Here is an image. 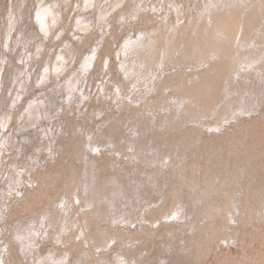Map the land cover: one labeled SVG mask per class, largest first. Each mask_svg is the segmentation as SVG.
<instances>
[{
    "label": "bare ground",
    "instance_id": "bare-ground-1",
    "mask_svg": "<svg viewBox=\"0 0 264 264\" xmlns=\"http://www.w3.org/2000/svg\"><path fill=\"white\" fill-rule=\"evenodd\" d=\"M82 1L78 4L72 21L74 30H76V33L73 35L79 43L83 42L85 38L95 37V35L98 38L97 40L100 38L103 40L111 28L112 13H115L117 17L119 16L118 30L120 31L123 27H133V20H130L135 19L136 21L139 17L138 14L149 17L152 10L150 5L151 0ZM70 2L71 0H37L36 10L31 21L34 20L38 27H36L37 25H33L34 21L28 27L25 23H21L23 12L22 6L19 5L16 12L13 11L9 16L8 23L5 26V35L3 33L1 37L0 47L11 54L16 53L17 61L20 64L13 63L11 85L6 87L3 78L0 81V102L3 99L6 100L4 106L2 104L3 111L0 114V137L3 138L0 142L2 145V150L0 149V166L6 167L4 173L0 172L2 174L0 178V241L6 238L7 232L10 230L7 225L9 221L7 224L5 222L7 217H9L6 214V210H10V203L8 202H11L12 197H15V195L21 197L23 194L21 189L27 183L33 184L37 182L36 178L25 179V173L28 177L37 167L40 169L44 168L41 161L35 162L40 157L38 153L43 155V152H47L51 156L50 160H52L56 153L58 155L65 152V150L62 151L60 149L58 151L57 146H54L58 139L57 132L60 130L61 124L63 125V121L62 123H59V120L55 122L54 118L57 115L53 116V113L56 110H60L62 106H67L72 110H79L77 116L75 115V119L77 118L79 123H77L76 128L71 130L76 136L83 137L84 148L101 156L102 154L106 156L110 155V158L104 165L102 164L98 168L95 164H92L88 168L76 172L78 180L71 181L73 195L68 191H64L63 201L56 200V210L50 208V211L46 212L40 219L36 218L34 220L40 221L42 218L51 219L56 225L61 220L62 231L65 232L67 229L69 230V223L77 228V238L84 236L78 246L80 253H83L81 264H86V262L93 260L97 255V264H131L130 262L138 264V256L140 255L142 260L145 259V254H147L145 262L154 260L156 264H167L170 261V264H172L174 262V260H171L173 256L170 254L172 242H169L167 237H163V244L166 248L163 251V256L157 259H153L151 251L145 248L143 252L140 250V253L137 255L134 252L139 247H146L147 243L144 242V238L146 236L150 237L154 232L147 226L148 223L152 227L158 224L161 227V225L165 224L170 228L171 222L181 218L184 220L189 218L191 215L189 212V215L186 214L187 216L182 213L183 209L186 212L189 206L187 202L190 195L188 191L184 190L186 186H190L193 192H198L197 196L193 197L195 201L199 199L198 195L207 188L201 189L196 183L200 179L194 175L186 174V170L190 169L187 162L183 159L180 162L170 159L177 152L176 148H179L182 144L180 138L175 137L172 141L167 142V140L160 136V133L155 134V131H166L167 129L176 131L179 127H184V124L180 122V113L188 114L190 121H187V123H195L196 126L201 128L207 126L209 130H219L224 121L228 120V117H234V113L237 112H234L235 108L230 100H225L224 106L219 105L215 99H226L224 95L220 94V89L222 88L220 87L222 85L221 81L223 82L222 79L230 74L231 70L227 73L228 68L231 66L230 64L236 62L235 59L238 56L237 62L246 65L244 70L250 69L251 66H255L257 63L254 50L264 47V0H208L205 1L203 10L200 12L196 11L197 13L188 8L187 2L168 0L167 3L165 2V5H170V8L168 7L167 10L169 13L161 16L162 20H159L161 21L159 28L154 32H149V30V33H141L138 38H132V35L127 38L117 55L121 78L108 79L109 72L103 73V80L107 81V84L102 83L98 87V95H101L100 97L103 100L110 98L108 94L109 92H113L111 97L117 101L115 104L121 103L116 106L119 113L128 111V107H136L139 109L138 111H143L139 112L138 116L141 118L142 121L140 122H142L144 128H139L140 123H137V125H134L133 132L131 130V134H127V130L129 129L127 126L129 127V121L132 119L131 113L125 117H123L125 114L119 116L113 113L114 115L112 116L108 114V116L106 115L102 118L104 115L103 110L97 109L93 114L87 111L86 114L83 109L84 105L87 106L86 104L92 97L88 92L89 87H86L87 77L90 75L91 70L94 69L93 67L101 44L95 45V49L93 46L94 50L88 55V58L79 62V64L81 63L79 70L77 66L74 68L71 66L74 63L73 44L71 40L63 37L66 31L63 15L64 10L68 9ZM163 6L161 8H165ZM91 9H94L97 16L93 11L90 12ZM127 13L131 14L130 20H128ZM159 13L158 15H161L162 12ZM169 15H175L176 19L172 20ZM48 37L50 38V42L54 43L51 49L45 45V39ZM224 59H228V63H224ZM208 60H211V62L213 60L215 63L208 66L207 72L198 70L200 66L206 65ZM1 62L0 76L4 67L12 64L7 55H4L3 60L1 58ZM35 63L42 64V66L40 72L36 71V74L34 73L36 76L32 80V72L36 66ZM89 63L91 64V68L87 69L85 74V67ZM176 66L185 70L193 66L194 71L192 72V76H183L177 73L178 70L175 74L172 69H175ZM224 68L225 70H223ZM45 69H47L46 72ZM160 70L163 73L162 77L158 76L161 73L159 72L158 74ZM170 71H173V73L170 74ZM242 71L243 69L240 68L234 74L238 76ZM241 77L243 76L241 75ZM188 84H193V86L189 87ZM109 86H113L112 89L114 91L107 88ZM171 88L177 91L180 90V92L170 95L169 99H159L158 97V100H153V98H149L150 95L154 96L159 90L165 92V94L170 93L168 90ZM36 89L38 90L36 91ZM258 91L255 93H258ZM250 92L252 91H249V94ZM38 93L40 94L38 95ZM231 94V88L227 92L225 91V95L231 96ZM260 95L259 93L258 96ZM7 96L10 99H6L5 97ZM25 96H27L26 100L21 101ZM125 99L128 100L127 103H124ZM161 100L164 101L162 104H160ZM257 100L259 102V97ZM261 103L262 101H260ZM148 106L160 112L162 116L160 122H155L153 117H151L154 114L153 112H150L148 115L144 114L145 111H149L148 109H144V107ZM15 110L20 114L19 127L15 129H17V134L21 135V137L15 136L8 139L7 134L3 135L2 133L7 130L9 132V128H12L10 120ZM251 114L248 115L250 116ZM211 118H213L212 124L207 125L204 123V120ZM96 120L99 122L91 130H89L90 124L86 127L82 125V122L87 124L88 121L93 123ZM100 122L101 124L99 125ZM43 124L45 125L43 126ZM166 124L172 126L167 127ZM30 132L36 133V137L33 138ZM28 147H32L30 150L37 148L35 150L36 153L31 155L30 153L26 154L25 152H27L26 149ZM130 150L132 152H129ZM4 153L10 154L4 156ZM25 156H29L30 159V162L27 164H25L26 160L23 159ZM79 157L82 158L81 155ZM8 158L9 161L5 162ZM20 158L21 163L18 161ZM120 158L130 165L139 163L141 166L142 164L145 165L146 168L154 169L156 166H162L165 169L176 170L177 179L175 182H172L174 184L181 183L183 186L181 188L170 187L164 193L162 191L166 189V184L169 180L163 181L160 178L156 179L158 180L156 183L154 178H151L145 171L141 173L143 179L145 178L146 180L142 184H140V180L137 177H133L131 174H126L128 181L124 182L118 180V177L116 178L117 174L110 177L109 180H101L102 172L113 169L119 170L117 166L119 163L116 161ZM49 163L50 161H47L46 165ZM135 168L133 166L132 171H135ZM153 172H159L160 174L163 173V170L156 169ZM92 173H97V176L92 175ZM173 177L170 179H173ZM50 181L51 179H46L44 183L49 184ZM133 182H136L135 186L132 184ZM39 183L41 182L39 181ZM203 186L210 187L207 184ZM157 188L161 190L159 191ZM218 198L222 204L229 205L230 208L231 205L233 206L228 199L219 195ZM75 200L79 201V205L76 204ZM147 200L149 202H146ZM201 206H203L202 208H207L211 214H214L212 213L211 206H208L205 200L202 201ZM177 208V212H174L175 210L173 209ZM171 210H173L172 213H170ZM231 210L235 213V210ZM56 211L63 213L64 216L61 217V214H57ZM167 213L168 216L166 217ZM176 213L178 214L177 216ZM139 215L140 217L143 216L142 222L145 225L142 227L136 226L139 227L136 229L137 233L124 240H120V237L116 234L114 236L111 235L110 229L104 230L99 227L101 223H109L112 227L116 224H124L125 229L130 231L131 227L135 226L137 222L136 217ZM205 218L202 215L199 219V221L204 222V225H206ZM163 219L166 223L162 222ZM194 223L197 227H191L192 236H190L191 234H187L184 228L177 230L180 234L178 239L182 243L179 246L180 253L182 251L188 252L190 250L189 246L196 238V235L198 233L201 235L204 229L203 226L197 224L198 220ZM128 224H131V227ZM41 226H44L43 223L39 227ZM90 226L92 227L91 229H89ZM124 226H118V230H120L119 227ZM41 229L43 230V228ZM23 230L28 231L25 227ZM87 230H89L88 236L86 234ZM183 231H186V233L183 234ZM27 233L32 234L31 231ZM27 233L25 234L27 235ZM167 234L169 235L170 233L168 232ZM205 235L207 236L208 234L206 233ZM176 238L177 236L175 235L173 240ZM8 240L10 241L11 239ZM8 240H6L5 244L0 243L2 253L6 252L8 254L11 249L10 242H13H9ZM123 241L124 245L122 244ZM117 243L125 246L124 250L121 251L112 247ZM28 244H31V241ZM61 244L67 245L68 243L66 240H62ZM20 245L18 243V246ZM8 246H10L9 250L7 249ZM92 247L96 248L95 253H92ZM183 248L185 249L183 250ZM55 249L57 251V248ZM23 253H25V250H23ZM65 253L67 259L70 253L68 250ZM110 253L112 254L111 258L115 261L114 263L108 260ZM1 254L0 264H7L6 257H2ZM64 260L65 258L58 264H62Z\"/></svg>",
    "mask_w": 264,
    "mask_h": 264
},
{
    "label": "rangeland",
    "instance_id": "rangeland-1",
    "mask_svg": "<svg viewBox=\"0 0 264 264\" xmlns=\"http://www.w3.org/2000/svg\"><path fill=\"white\" fill-rule=\"evenodd\" d=\"M179 1L184 3L187 2L188 8H190L191 11L194 10L193 11L194 13H197L203 10L205 1L208 0H179ZM81 2L83 1L71 0L68 9L64 10V15H63V21L66 30L64 32L63 37H66L67 40H71L73 44L72 50L74 55V63H72L71 66L73 68L77 66V69L79 70L81 68V63L79 64V62L83 59L88 58V55L95 49L96 47L95 45L101 44L93 67L94 69L91 70L90 75L87 77L86 87H89L88 92L89 94L92 95V97L91 100L86 104L87 106L84 105L83 109L86 112V114L87 111L93 114L95 111H97V109L101 111L103 110L102 112L104 113V115L102 118H104L106 115L108 116V114L109 116L110 115L112 116L114 114L123 116L125 114L123 116L125 117L131 113L132 119L129 121L130 124L129 127L127 126V128H129L127 130V134H131L134 130V125H137V123H140L139 128H144V125L142 124V122H140L142 120L138 116V113L143 111L141 110L138 111L139 109L136 107L131 108L127 106L129 112L123 111V113L122 112L119 113L116 106L121 103L115 104L117 101L113 100L111 97L113 92H109L108 95L110 98L102 100V98L100 97L101 95L100 96L98 95V91H99L98 87H100L102 83L107 84V81L103 80V76H102L103 73L105 74L107 73V71L109 72L108 79L121 78V75L119 73L120 66L117 55L121 50L122 46L125 44L127 38L130 35H132L131 36L132 38L133 37L138 38L141 35V33L154 32L161 25V21H159L162 20L161 16L167 15L169 13L167 10L168 7L170 8V5L167 4L165 5V2L167 3L168 0L165 1L151 0L150 5L152 10L149 15L150 18L147 16H143V14H138L139 17L136 21L135 19L130 20L129 18L131 17V14L127 13L128 20L130 21L133 20L134 28L123 27V29L120 31L118 30L119 16L117 17L115 13L114 14L112 13L111 21H110L111 28L103 40H101V38L97 40L98 38H96L97 36L95 35V37H89V38L87 37L84 39L83 42L79 43L74 38L73 35L74 33H76L75 32L76 30H74V24L72 23V21L76 13L75 11L77 9V6ZM154 3L156 7H154L155 5L153 6ZM36 4H37V0H0V41L5 31V26L8 23L9 16L11 15V13L13 11L16 12L19 5H21L23 12V19L21 23L23 24L25 23L28 27L31 25V22L34 21V20L31 21V18L33 17L34 11L36 10L35 9ZM160 4L161 5L163 4L164 6L163 5L162 6L165 8H161L162 6ZM92 11L95 14L94 9H91L90 12ZM159 12L160 13L162 12L161 15H158ZM169 16L172 20L176 19L175 15L173 16L169 15ZM33 23L34 26L37 25L35 24V21ZM36 27H38V25ZM45 45L49 46L50 47L49 49H51L54 43L50 42V38L48 37L45 39ZM4 55H7L9 57V61L11 60L12 62L10 66L6 65L4 67L2 71V75L0 76V81H2L3 78V82L7 87L8 85H11V81H12V74H11L13 68L12 66L14 64L18 65L20 63L17 61L16 53L11 54L10 52H6V50H3L2 47H0V65L2 63L1 58L3 60ZM254 55L256 57L255 60L257 61L255 66H251L250 69L244 70L246 68V65L237 62V58H239L238 56L235 59L236 62L234 64H230L231 66L228 68L227 73L231 70L230 74L222 79L223 82L221 81L223 86L222 85L220 86L222 87L220 89V94L224 95L226 99H215V101L218 102L219 105L225 106L224 101L230 100L231 103L233 104V107L235 108L234 112L236 111L238 114L234 113L237 116L233 114L234 115L233 118L228 117V120L224 121V123L221 125L219 130H214V129L209 130L207 126L201 128L196 126L195 123L189 124L187 123V121H190L188 114L180 113L179 114V116L181 117L180 122L184 124L185 128L179 127L176 131H172L170 129H167L166 131H158V130L155 131V134L160 133V136L163 137L165 140H167V142L172 141L173 138L175 137L180 138L182 144L179 148L178 147L176 148L177 152H175L170 157V159L174 160L175 162H180L183 159L185 162H187L190 169L186 170V174L194 175L195 177L199 178L200 181H196L197 186L200 187L201 189L202 188L204 189L207 188V189L205 191L203 190V192L198 195L199 199L195 201L193 197L197 196L198 192L197 191L193 192L190 186H186L184 190L188 191V194L190 195L189 201L187 202L189 206L187 207L186 212H184L185 209H183L182 213L184 215L191 214L189 218L185 220L181 218V219H177L174 222H171L170 228H168L167 225L165 224L161 225V227H159V224L154 225L152 227L151 224L148 223L147 226H149L154 232L151 234L150 237L146 236L144 238V242L147 243V245L146 247H142V248L139 247V249L134 252L136 255L140 253V250L143 252L144 251L143 249L145 248L151 251L152 253L151 255L153 259H157L158 257L163 256V251H165L166 249L163 244L164 242L163 237H167L168 241L172 242L171 253H170L173 256V257L171 256L172 257L171 260H174L172 264H186V263L187 264H264V120H263L264 99H262L264 98V86H263L264 85V74H263L264 47L262 49L260 48L255 49ZM223 62L228 63V59L227 60L224 59ZM206 63H207L206 65L200 66L198 70L205 72L206 70H208V66L213 65L215 62H213V60L212 62L211 60H208ZM41 66L42 64L37 63L36 66L34 67V70L32 72V77H33L32 80H34L36 76L34 75V73L36 74V71L40 72ZM257 66H259V68H257ZM261 67H263L261 69L262 72L260 70ZM240 68H242L243 71L239 73L238 76L235 75L234 74L235 71ZM172 70L175 72V74L176 71L178 70L177 73L187 77L188 75L192 76L194 67L190 66L188 67V70H185L184 68H180L176 66L175 69ZM223 70H225V68ZM173 71H170V74H172ZM159 72H161L160 73L161 75L159 74ZM259 72L262 74H260ZM158 74H159L158 76L162 77L163 73L160 70L158 71ZM244 74L246 75L247 78L245 77ZM241 75L245 78L243 79ZM258 78H260L262 81ZM88 80H89V84H88ZM188 86L192 87L193 84H188ZM112 87L113 86H109L107 88L112 89ZM260 87L263 89H261ZM230 88L232 91L231 96L225 95V91L227 92V90H229ZM37 90L38 89H36V91ZM261 90L263 91V93ZM249 91L252 92H250L249 94ZM257 91L258 93H255ZM90 92H92L93 94ZM168 92L170 93L165 94V92L159 90L155 93L154 96L150 95L149 98L151 97L153 98V100H158V97L159 99L162 98L169 99L170 95H175L179 93L180 90L177 91L171 88L168 90ZM259 93L261 94L260 96H258ZM39 94L40 93H38V95ZM252 96L254 100L252 99ZM257 96L259 97V102L258 100L256 101V99H258ZM5 98L10 99L9 96ZM26 98L27 96L23 97L21 101H25ZM125 100L124 103H127L128 100L127 99ZM5 101L6 100L3 99V101L0 102L1 103L0 114L3 111L2 107L4 106ZM260 101H262L261 104ZM163 102L164 101L161 100L160 104H162ZM241 105L244 106L242 107ZM62 107L60 110H56L53 113V116L57 115L54 118L55 122H58L59 120V123H62L63 121V125L61 124V126L63 127L60 126V130L57 132L59 137L57 135L58 139L57 142H55L56 144L54 146L55 147L57 146L56 148L58 149V151L60 149L62 151L65 150V152L59 153L58 155L56 153L55 156H53L52 160H50L51 156L48 155L47 152L45 153L43 152V155L38 153L40 157L35 162L41 161V164L42 166H44V168L40 169L39 167H37L36 169L33 170V172L30 173V176L28 177L25 173V179L36 178L37 182L33 184H28L26 181L27 185H25V187L23 186L22 187L23 189H21L23 191L21 197L15 195V197H12V201L8 202L10 203V210L9 211L6 210V214L9 217H7V220L5 222L7 224L9 221L7 225L10 230L7 232L8 234L6 238L4 240L1 239L0 241V243L2 242L3 244H5L6 240L11 239L10 241L13 242L11 243L8 240L11 246V249L10 246H8L7 248L8 250L10 249L8 254L6 252L2 253L1 252L2 250L0 248V252L2 253L0 254L2 257L3 256L6 257L7 264H51V263L58 264L64 258L65 260L63 261L62 264H75L77 262H78L77 264L82 263L81 260L83 258V253H80L78 246L84 236H82L81 238H77L76 235L77 228L73 227V225L69 223L68 225L69 230L67 229L65 232L62 231L63 228H62L61 220L58 222L57 225L54 224L51 221V219L42 218L40 221L34 220L36 218L40 219L46 212L50 211V208L56 210L55 208L56 200L63 201L64 191H68L73 195L71 181L78 180L76 172H80L84 168H88L92 164H95L96 167L98 168L100 165L102 164L104 165L110 158V155L106 156L105 154H102L101 156L98 153L91 152L90 150L88 149L86 150L84 148L83 137H79L78 135L76 136V134H74L71 130L76 128L77 123H79L77 118L75 119V115L77 116L79 110L73 109L76 111L75 112L72 109L68 108L67 106H62ZM113 107L115 109L114 111H113ZM144 109L149 110L148 112L147 111L144 112L145 115H148L150 112L154 113L152 114L151 117H153L155 122H160L162 120L161 118L162 116L160 112H157L156 110L152 109L149 106L144 107ZM253 110L256 112H254ZM248 114L251 115L249 116ZM19 116L20 114L17 110L13 111V116L10 120V125L12 128L11 129L9 128L10 130L9 132L7 130L2 133L3 135H5L6 133L8 139L13 138L15 136L21 137V135L17 134V129H15L16 127L17 128L19 127V118H20ZM212 119L213 118L204 120V123H206L207 125L212 124L213 123ZM98 122H99L98 120H96L93 123L92 122L90 123L88 121L87 124L82 122V125L86 127L87 125L90 124L91 126L89 127V130H91L93 126ZM100 124L101 122L99 123V125ZM44 125L45 124H43V126ZM166 125L167 127L172 126V125L169 126L168 124ZM30 135H32L33 138L36 137V133L30 132ZM2 140L3 138L0 137V142ZM0 149L2 150L1 144H0ZM30 149H32V147H28V149H26L27 152L25 153L26 154L30 153V155L36 153L35 150L37 148L36 149L34 148V150H30ZM129 152H132V150H130ZM7 154L9 155L10 153H4V156H7ZM79 155H81L82 158H80ZM23 159L26 160L25 164L30 162L29 156L28 157L25 156ZM6 160L7 161L5 162H8L9 158ZM18 161L20 162L21 158L18 159ZM47 161L48 162L50 161L48 165H46ZM116 162L119 163L117 165L119 170L113 169L102 172L101 180L103 181L109 180L110 177L116 176L115 174H117L116 178L118 177V180L124 182V181H128V177H126V174H131L133 175V177H137V179L140 180V184H142L146 180L145 178L143 179V175L141 173L142 171H145L146 173H148L149 176H151V178H154L156 183L158 181L156 179H160V178L163 179V181H166V179L169 180L166 184V189L162 191L164 193L170 187L181 188L183 186L181 183H176V184L173 183L177 179L176 170H170L168 168L165 169L162 166H156L154 169L146 168L145 165L142 164L141 166L139 163L130 165L124 159L121 158L118 159ZM133 166L136 167L135 171H132ZM5 168L6 167L0 166V172L4 173ZM156 169L163 170V173L159 174V172H153ZM1 175L2 174H0V178ZM92 175L97 176V173H92ZM171 175L174 176L173 179H170L172 177ZM46 179H51V181L49 182L50 185L44 183ZM39 181L41 183H39ZM34 184L35 186L38 187H35ZM132 184L135 186L136 182L135 183L133 182ZM204 184H207L210 187L209 188L205 187L203 186ZM157 190L160 191L161 189L157 188ZM206 191H208L207 194ZM218 195L222 196L225 199H228L231 202V204H233V206L231 205L230 208L229 205H227L228 206L227 207L226 205L222 204L221 200L218 198ZM76 200L75 202L76 204H78L79 201L77 202ZM203 200L206 201L208 206H211L212 213L214 214H211V212L208 211L207 208H202L203 206H201V203ZM146 202H149V200H147ZM100 204L102 205V203ZM100 204L99 206H101ZM231 209L235 210V213H233ZM173 210H175L174 212H177L178 208ZM173 210H171L170 213H172ZM56 213L59 215L61 214V217L64 216L63 213H60L58 211H56ZM177 215L178 214L176 213V216ZM202 215L203 217H206L205 218L206 225H204L203 221H199ZM167 216L168 213L166 217ZM76 219H78V217H76ZM136 220L137 222L135 223V226L131 227L130 226L131 224H128L131 227L130 231H127L125 229L124 224L122 225L116 224L117 227L116 225L112 227L109 223H101L99 227L103 228L104 230L110 229L111 235L114 236L116 234L118 235V237H120V240H124L129 236L131 237L134 236V234L137 233L136 229L145 225L144 222H142L143 216L140 217L139 215L138 217H136ZM196 220H198L197 224L203 226L204 229L202 230L201 235L199 233L196 235V238L189 246L190 250L188 252L182 251L180 253L179 246L182 243H180L178 239L180 234L177 232V230H182L184 228L186 229L187 234L189 235L191 234L190 236H192L193 234L190 231V229L191 227L194 226L197 227V225L194 223ZM162 222L166 223L164 219L162 220ZM42 223L44 226L39 227L40 224ZM128 225L126 226L129 227ZM118 226H124V227H119L121 230L120 231L118 230ZM24 227L25 229H28V231H24L23 230ZM41 228H43V230ZM91 228L92 227L90 226L89 229ZM30 231L32 232V234L27 233ZM186 231H183V234H185ZM168 232L170 233L169 235L167 234ZM25 233H27V235ZM206 233L208 234L207 236L205 235ZM86 234L88 236L89 230L86 231ZM175 235L177 236V238L173 240ZM62 240H66L68 244L62 245L61 244ZM29 241H31V244H28ZM18 243L19 245L20 244L21 245L18 246ZM122 244L124 245V241ZM123 245L117 243L114 244L112 247L114 249H118V250L120 249L122 251L125 248V246ZM55 248H57V251H55L56 250ZM184 249L185 248H183V250ZM23 250H25L26 254L28 253L27 256L25 253H23ZM67 250L70 254L66 259L65 252ZM91 250L92 253L96 252V248L92 247ZM170 254L167 253L168 256H170ZM146 255L147 254L144 255L145 259H146ZM108 256L110 257L108 260L114 263L115 261H113V258H111L112 254L110 253ZM26 257L27 259H25ZM97 257L98 255L95 258H93V260L86 262V264H90V263L97 264L98 263ZM145 259L141 260V256L139 255L137 258V260H139L138 264H156L154 260L151 262L150 261L145 262ZM130 263L133 264V262ZM167 264H170V261H168Z\"/></svg>",
    "mask_w": 264,
    "mask_h": 264
},
{
    "label": "clouds",
    "instance_id": "clouds-1",
    "mask_svg": "<svg viewBox=\"0 0 264 264\" xmlns=\"http://www.w3.org/2000/svg\"><path fill=\"white\" fill-rule=\"evenodd\" d=\"M39 18V17H38ZM42 27H43V25H42ZM45 34H47V33H45ZM59 59V58H58ZM89 68H91V64L89 63L88 65H86V67H85V74H86V72H87V69H89ZM47 71V69H45V72ZM57 71H59V69H57Z\"/></svg>",
    "mask_w": 264,
    "mask_h": 264
}]
</instances>
